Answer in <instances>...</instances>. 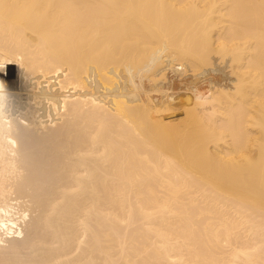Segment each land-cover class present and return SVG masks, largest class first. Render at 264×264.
Wrapping results in <instances>:
<instances>
[{"label": "bare ground", "instance_id": "bare-ground-1", "mask_svg": "<svg viewBox=\"0 0 264 264\" xmlns=\"http://www.w3.org/2000/svg\"><path fill=\"white\" fill-rule=\"evenodd\" d=\"M0 88V264H264V0H0Z\"/></svg>", "mask_w": 264, "mask_h": 264}, {"label": "rangeland", "instance_id": "rangeland-1", "mask_svg": "<svg viewBox=\"0 0 264 264\" xmlns=\"http://www.w3.org/2000/svg\"><path fill=\"white\" fill-rule=\"evenodd\" d=\"M220 63V61L218 62H216V65L217 64H219ZM11 67V68H10ZM218 67V66H217ZM222 67V69L224 70V68L225 67H223V65L221 66ZM1 68H4V70L2 71V73H1V76H5V75H8V77L9 78H11V81H12V83L14 84V85H16V83H17V78H18V71H16L17 70V67H15V69L14 68H12V66H3V67H1ZM9 68V69H8ZM219 68H220V66H219ZM228 68V67H227ZM12 69V70H11ZM226 71V72H225ZM229 71H230V69H229ZM228 71V69L226 70H224V71H221V70H217V71H209V73H206L205 75H203V77L202 76H200V78H195L194 77V75L192 76V73L191 72H189V74L187 75V76H185V77H181L182 79H180V77H177V76H173L172 74H170V79L172 80L173 78H174V80H172L169 84H168V86L165 84L164 85V89H163V91H164V93L162 92V94L160 93V92H158V94H156V92H154V93H152V97H156V101H158L159 100V97H160V100L159 101H161V100H166V99H168L169 98V101L171 102V105H170V107L172 106H174L168 113H166L165 114V116L167 117V120H172V118H174V121H175V119H178V121H180V119L181 118H183L184 117V108H185V106H184V101H185V99H186V95L188 94V88H190L195 82H197L198 84H201V82L199 83V81L201 80H203L204 79V77H206L207 79H206V81H208L209 83H213V84H219V82H220V84H224L225 85V83H227V85H229V81H230V79L232 78L231 76H230V74L229 73H227V72H229ZM16 72V73H15ZM211 72H213V73H211ZM224 72V73H223ZM18 73V74H17ZM191 73V74H190ZM220 73V74H219ZM209 74V75H208ZM222 74V75H221ZM226 76H225V75ZM169 75V74H168ZM173 76V77H172ZM177 78H179V79H177ZM223 80H222V79ZM229 78V79H228ZM178 80H180V81H178ZM195 80V81H194ZM199 80V81H198ZM205 80V79H204ZM211 80V81H210ZM228 80V81H227ZM177 81L179 82V83H177ZM227 81V82H226ZM218 82V83H217ZM222 82H224V83H222ZM192 83V84H191ZM148 85V84H147ZM171 85H173V86H171ZM179 85V86H178ZM204 85H206V86H208V84H204ZM165 86L167 87V88H165ZM170 87H174L173 89H171ZM180 87V88H179ZM171 90H170V89ZM178 88V89H177ZM166 89H167V91H166ZM168 89L170 90V92L168 91ZM176 89H177V92H176ZM174 90V91H173ZM172 91H173V93H172ZM186 93V94H184V93ZM160 93V94H159ZM166 93V95H164ZM179 93V94H178ZM167 94H169V95H167ZM175 94V95H174ZM163 95L165 96V98H163ZM170 95H174V96H171L170 97ZM178 95V96H177ZM162 96V97H161ZM179 96H180V98H179ZM158 97V98H157ZM173 98V99H172ZM155 99V98H154ZM174 100V101H173ZM175 100H176V102H175ZM179 103H178V102ZM180 102H181V105H180ZM179 106V107H178ZM175 107H176V110H175ZM178 107V108H177ZM178 109V110H177ZM174 110V111H173ZM181 111V112H180ZM179 116V117H178ZM175 122H177V120L175 121Z\"/></svg>", "mask_w": 264, "mask_h": 264}, {"label": "snow or ice", "instance_id": "snow-or-ice-1", "mask_svg": "<svg viewBox=\"0 0 264 264\" xmlns=\"http://www.w3.org/2000/svg\"><path fill=\"white\" fill-rule=\"evenodd\" d=\"M0 90H2V88H0Z\"/></svg>", "mask_w": 264, "mask_h": 264}]
</instances>
